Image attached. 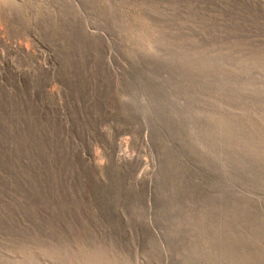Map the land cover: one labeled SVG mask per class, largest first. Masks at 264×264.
<instances>
[{
  "label": "rangeland",
  "instance_id": "374dc122",
  "mask_svg": "<svg viewBox=\"0 0 264 264\" xmlns=\"http://www.w3.org/2000/svg\"><path fill=\"white\" fill-rule=\"evenodd\" d=\"M0 264H264V0H0Z\"/></svg>",
  "mask_w": 264,
  "mask_h": 264
}]
</instances>
